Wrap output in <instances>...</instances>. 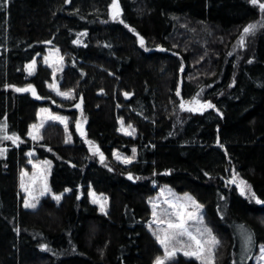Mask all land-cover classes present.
<instances>
[{"label":"trees","instance_id":"obj_1","mask_svg":"<svg viewBox=\"0 0 264 264\" xmlns=\"http://www.w3.org/2000/svg\"><path fill=\"white\" fill-rule=\"evenodd\" d=\"M118 3L113 20L112 0H0V123L20 138H0V264H155L163 250L149 200L163 186L203 206L219 241L213 264H255L264 245V10L250 0ZM249 24L257 28L245 35ZM29 85L35 95L15 91ZM194 98L215 107L190 111ZM43 109L67 127L47 121L33 140ZM30 159L51 163L53 195L35 208L19 186ZM234 174L256 199L230 183ZM91 190L107 198L104 212ZM164 264L202 263L179 254Z\"/></svg>","mask_w":264,"mask_h":264},{"label":"rangeland","instance_id":"obj_2","mask_svg":"<svg viewBox=\"0 0 264 264\" xmlns=\"http://www.w3.org/2000/svg\"><path fill=\"white\" fill-rule=\"evenodd\" d=\"M109 11H110V16H111V13L113 11L111 6H110ZM46 58H47L48 63L53 65V66L58 65V63L60 62V57H59L58 53L55 51H51L47 55ZM16 88H25V87H16ZM200 103H205V102L200 101ZM77 104H80V102L78 101L75 104V106ZM197 106L198 105H194V107H197ZM190 108H191V106L188 105L187 109L189 110ZM43 110H45V109H43ZM46 110L47 111L41 110V112L38 116V122L35 123V125L40 126V125H43L47 121L53 120V119H49V116L65 117L64 115L54 113L48 109H46ZM53 121L61 122L60 120H53ZM78 122L80 125L79 130L77 128ZM61 123H63V122H61ZM0 124H2V123H0ZM85 124H86V119H85L84 115L82 113H79L76 117L75 131L78 134H80L81 131H83V133H84ZM39 130H40V127H39ZM31 131L33 132L34 135L37 134L36 131L32 129V127H31ZM4 135L12 136L6 131V129L0 130V138L3 142L9 141V140L3 139ZM9 142H11V141H9ZM15 145H17V143ZM0 148H5V147L0 146ZM28 162L31 165V168L22 172V174H24L23 175V183H24L25 187L31 191L32 195L29 196L28 192L24 191V189L21 188L22 174H21L19 186H20V190L23 194L24 200L25 201L27 200L29 203L37 204L39 198L42 197L41 195H39V193L44 190V186L47 185V188L50 190L49 174H50L51 163L48 159H30V161H28ZM45 162H47V163H45ZM239 180L240 179H237V183H236L237 186L239 185ZM238 188H239V186H238ZM90 193H95V192L91 190ZM48 194L53 195V193L50 190V191L46 192L43 196L48 195ZM95 194L97 197L104 198L101 194H98V193H95ZM186 195L191 197L197 205H201L189 193L177 192L168 186L160 187L149 200V204L151 207V216H150V221H149V225H151V227L150 226L149 227L153 233L155 232V233L162 236L163 233L160 232V228H166L167 227L166 222L169 220H171L173 222L176 221L175 213H176L177 209L172 208L171 204L175 203L177 206L183 205L184 206L183 211L185 213V220H186V227H187L188 231H190L192 233L193 236H195L198 240H200L202 242L203 249H204L201 252V258L198 259L195 256H191V257L196 258L202 264H213V251H214L215 246L211 245L210 243H205V242L210 239V236L214 237V235L212 234L210 228L204 222L203 207L200 209H197L192 204L191 200L185 199ZM90 196L93 199L92 195H90ZM153 205H156L155 211L157 213V216L159 217L160 220L165 221L164 224H161L158 226L156 223H154V217L152 215ZM189 212L194 213L196 215V219H191V220L187 219V213H189ZM206 230H210V234ZM189 245H190V247H189ZM161 247H162L163 251H162V254L159 256V258L163 259L164 262L170 258L176 257L179 254L184 255L185 251H189V252L198 251L195 241L190 240V238L187 235L177 237V239L174 240L169 245L168 251L175 250V255L172 257H166L165 247L163 245H161ZM209 249H211V252H209ZM260 249H261V247L259 248L257 254L254 257L255 264H264V261H262L260 259V257H261Z\"/></svg>","mask_w":264,"mask_h":264},{"label":"snow or ice","instance_id":"obj_3","mask_svg":"<svg viewBox=\"0 0 264 264\" xmlns=\"http://www.w3.org/2000/svg\"><path fill=\"white\" fill-rule=\"evenodd\" d=\"M250 2L253 5L259 4V8L261 10H264V3H259V0H250ZM111 8L113 9V11L111 13L112 19L113 20L118 19L119 16H120V9H119L118 0H112ZM120 22L123 23V21H120ZM256 28H257V25L256 24H249L248 26H246L243 29V33L245 35H247V34L253 32L254 30H256ZM81 35H86V33H82ZM75 42L76 43H80L79 40H77ZM139 42H140V45L141 46L144 45V40H143L142 37L140 38V41ZM244 43H245V38H244V35H242L241 38H240V44H241V46H243ZM249 62H251V61H249ZM27 67H28L29 73L31 74V72L34 71V69H35V61H33ZM50 87H55V85H50ZM15 90L17 92L32 91L33 94L35 95V89H33L31 85H29L27 88H16ZM59 94L62 95V96H65V97H69L71 95L70 93H59ZM179 94H180L179 91H177V95H179ZM125 95H128V94L126 93ZM198 95L199 94H197V96ZM192 103H194L195 105H198V106L197 107H191L189 109L190 111H203L206 108H214L215 107L211 102L200 103V101L198 99H195V98L192 101ZM76 107H80V105L77 104ZM184 107H185V105L183 103H181V108H184ZM42 111H47V110L45 109V110H42ZM49 119L60 120L61 122H65V127H67V124H66L67 118L66 117L49 116ZM121 123H123V122H121ZM39 127H42V125H40V126L32 125V129L35 130L36 133H37L36 135H34L32 131H30L28 133V135L31 136L33 140L40 139V137L38 135ZM131 127H132L131 125L128 126L129 129H131ZM6 128H7V124L6 123L0 124V130L6 129ZM77 128H78V130L80 129L79 122L77 123ZM121 130L122 131H125L126 134H128V135L134 134V129H132V131H128V130H126V129H124L122 127ZM81 135H84L83 131H81ZM3 139L4 140H9V141L12 142V144L15 145L20 138L17 137V136H15V135H12V136L4 135L3 136ZM70 140H71V136L69 135L68 140H66V143L69 142ZM88 143H89L90 150L93 151L94 154L99 153L101 162H103L104 156H103V153L100 152L99 147L96 146L94 144V142H92V141H88ZM6 151H7L6 148H0V156H4L5 153H6ZM134 154H135V149H133V155ZM117 159H120V157L117 156ZM124 162L125 163H131V159L125 158L124 159ZM45 163H47V162H45ZM23 175L24 174H22L21 188H23L24 191L28 192L29 196H31L32 195L31 191L28 188H26L25 185H24V183H23ZM128 178L130 180L133 179V177L131 175H129ZM137 179H139V178L137 177ZM230 183H233V184H236L237 183V175L236 174L233 175V178L230 181ZM238 186H239V190H240L241 195H248V196H250V198L256 199L255 192H253L251 190V186L248 185L246 181H244L242 179L239 180V185ZM48 191H50V190L47 188V185H45L44 186V190L41 191L39 193V195L43 196ZM65 191H69V190L66 189ZM61 195H55L54 196V199H56L57 201H59L60 198H61ZM90 195H92V197H93V203H99V205H100V211L101 212H104L105 211V208H106V204H107V198L97 197L95 193H90ZM185 199L191 200L192 201V204L197 209H200V208L203 207L202 205H197L195 203V201L191 197H189L187 195L185 196ZM257 203H264V201L257 200ZM25 206L26 207L35 208L36 207V204L35 203H29L26 200L25 201ZM171 207L174 208V209H177V211L175 213V215H176V221L173 222V221L169 220V221L166 222L167 223V227L166 228H160V232L163 233L162 236L159 235V234H157V233H155V232L153 233L156 236L157 241L161 245H163L165 247L166 257H172V256L175 255V250L168 251L169 245L174 240H176L177 237L187 235L190 238V240L195 241L198 251H196V252L185 251L184 252V255L185 256H195L198 259L201 258V252L204 250L203 249V245H202V242L200 240H198L195 236H193L192 233L190 231H188V229L186 227L185 213L183 211L184 206L183 205L177 206L175 203H172L171 204ZM155 208H156V205H153L152 215L154 217V223H156L159 226L161 224H164L165 221H162V220L159 219V217L157 216V213L155 211ZM187 219H189V220L196 219V215L194 213L189 212V213H187ZM149 226L151 227V225H149ZM206 231H208L209 234H210V230H206ZM251 239H252L251 238V235L247 236V242H251ZM205 243H210L211 245L215 246V245L219 244V241L216 240L215 237L210 236V239L208 241H206ZM42 247L43 248H47V245H42ZM189 247H190V245H189ZM260 251H261V257H260V259L262 261H264V245L261 246ZM209 252H211V249H209ZM155 264H164V260L158 257L157 260H156V262H155Z\"/></svg>","mask_w":264,"mask_h":264},{"label":"water","instance_id":"obj_4","mask_svg":"<svg viewBox=\"0 0 264 264\" xmlns=\"http://www.w3.org/2000/svg\"><path fill=\"white\" fill-rule=\"evenodd\" d=\"M181 102H182V101H181ZM79 105H80V107H75V108H74L75 111H78L79 109H81L82 105H81V104H79Z\"/></svg>","mask_w":264,"mask_h":264}]
</instances>
